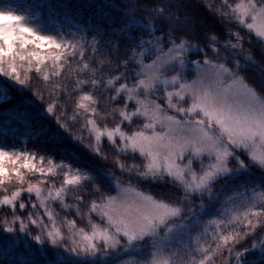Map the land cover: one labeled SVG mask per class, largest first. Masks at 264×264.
Here are the masks:
<instances>
[{"label": "snow or ice", "instance_id": "6c2138e0", "mask_svg": "<svg viewBox=\"0 0 264 264\" xmlns=\"http://www.w3.org/2000/svg\"><path fill=\"white\" fill-rule=\"evenodd\" d=\"M202 3L254 36L260 59L240 31L226 26L223 41L202 33L183 0H124L91 40L0 8V108L29 90L45 117L33 133L30 114H18L23 148L0 139V210L10 214L0 245L40 246L23 264H215L225 250V264H264V0ZM105 142L116 153L110 172L79 151L107 162ZM195 198L199 212L188 207Z\"/></svg>", "mask_w": 264, "mask_h": 264}, {"label": "trees", "instance_id": "16d2710c", "mask_svg": "<svg viewBox=\"0 0 264 264\" xmlns=\"http://www.w3.org/2000/svg\"><path fill=\"white\" fill-rule=\"evenodd\" d=\"M139 2L147 3L149 7H151L157 4L160 6L167 5L169 0H139ZM209 2L212 3L213 7H216L221 4V0H209ZM229 2L234 3L235 0H229ZM123 4L124 0H38V12L36 15V19L44 27H48L51 23L54 22L64 24L65 22L70 21L76 24L79 29H84L88 33V39L91 40L92 36L95 35V32L92 31V29L97 24L110 22L111 17L119 16L124 13V8L122 6ZM183 4V13L189 15L192 20L197 22L202 33H215L219 35L220 39L223 41L228 39L225 32L226 26L231 27L234 31H240L241 35L245 37L246 41L251 39V43L249 44L246 42L245 47L250 48L253 52L256 53V58L258 60L260 59L259 49L261 45L256 42V38L254 36L249 37V35L246 33V30L239 28L235 25L234 22L226 23V25H222L221 23H219V20L223 18L210 14L208 10L204 7V3H202V0H183ZM137 15L142 20H147L149 18L145 12H138ZM208 21L211 24H209ZM200 22H203L202 26L200 25ZM193 42L201 43L200 41ZM201 46H203L202 43ZM104 71L106 74H111L108 69H104ZM69 87H71V82H69ZM87 90L89 89H85V91ZM72 95L73 97H75L76 95H78V93H72ZM12 96L13 99L8 104H5L2 108H0V139L6 140L8 147L23 148L25 147L24 141L28 138V135L24 133V129L26 128V126H22L19 123L12 121L10 117L5 114L10 112L13 108H19L21 106L37 114L38 109L36 108V105H39L41 102L39 100H36L33 97L32 92L29 90H24L23 92L13 90ZM64 99L66 98L62 97V100ZM161 103H163V101H161ZM37 117V119L39 120L45 119L43 114H37ZM139 123H141V121H136V124ZM36 126L38 128V124ZM37 128L32 127V132L34 133ZM27 147L30 150L34 147V144L31 140L28 141ZM103 147L105 153L109 156V160L107 162L101 161L99 158L91 156V154L87 153V151L84 149H80L79 151L86 159L94 161V163L98 167L104 169L106 172L113 171L115 170V165L112 163V157H114L116 153L111 149V146L107 142H105ZM120 158L128 163H141L138 157L132 158L121 156ZM89 171H91V168L89 169ZM252 172L255 174L257 180H259L262 173L256 168H252ZM116 174L120 175L119 172H116ZM221 183H223V181L218 182L214 190L218 189ZM261 184L262 186H264V181H261ZM140 187L145 190L152 191L153 194H156L159 188V186L157 185H151L148 183H142ZM168 190L177 192V194H179L178 190L172 188L171 185L168 186ZM242 190L243 189H241V191ZM229 192H231V190H229ZM0 195H2V193H0ZM24 199L26 203L30 204L26 196ZM204 200L206 203L207 197H205ZM32 202H35L34 198ZM72 202L73 201L70 199L69 203ZM199 203V198H195L194 203L192 205H189L188 207H192L194 210L199 212ZM52 207L55 209L56 212L60 214L61 218L64 216L73 218L75 215L74 212H66L65 210H63L58 203L53 204ZM217 207H219V205H217ZM32 211V208L29 206L20 214L26 215L28 212ZM9 215L10 214L7 210H0V219ZM202 231V227H197L192 232V236H195ZM33 234L36 233L33 232ZM8 235L9 234L6 233L0 234V239H3ZM28 239L33 245L31 253H27V250L25 248L18 247L16 249H5L3 245H0V264H23L24 260L38 259L39 257L37 249H39L40 246L35 244V242H32L30 237ZM252 239H256L257 241L260 239L259 230L257 236L254 238H250L248 241H246L244 246H250L252 243ZM209 242L211 241L209 240ZM45 247H47V245ZM239 247L240 245H237V248ZM145 258L146 257L144 256H137V259L139 260H143ZM226 259L227 251L225 250L223 252V255L215 258V264H225Z\"/></svg>", "mask_w": 264, "mask_h": 264}, {"label": "rangeland", "instance_id": "374dc122", "mask_svg": "<svg viewBox=\"0 0 264 264\" xmlns=\"http://www.w3.org/2000/svg\"><path fill=\"white\" fill-rule=\"evenodd\" d=\"M0 8H2V9L11 8L20 14H26V15L32 16L35 18L33 20V23L41 25L36 19V15L38 12V0H0ZM208 23L211 24L209 21H208ZM45 28L48 30H52V31L59 29V30L63 31L65 34H67L69 32L75 33L77 35L80 34L78 31L79 27L70 21H67L64 24L54 22ZM24 112H27L30 114L31 124H32L33 128H37L36 125H37V121L39 120V119H37L38 118L37 114L35 112L23 107V106H21L19 108L18 107L13 108L10 112H8L5 115H8L12 121L17 122L22 126H26L25 123L23 122L24 118L22 116L18 115V114H22ZM32 130L33 129L31 128V132H32ZM24 133L26 135H29L27 128L24 129ZM209 218L210 217H208V216L203 218L202 224L198 227L204 228L206 226L207 220ZM136 259H137V257H136Z\"/></svg>", "mask_w": 264, "mask_h": 264}]
</instances>
